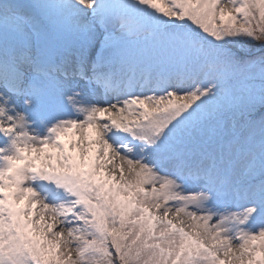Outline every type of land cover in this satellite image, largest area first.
Wrapping results in <instances>:
<instances>
[{
    "label": "snow or ice",
    "instance_id": "6c2138e0",
    "mask_svg": "<svg viewBox=\"0 0 264 264\" xmlns=\"http://www.w3.org/2000/svg\"><path fill=\"white\" fill-rule=\"evenodd\" d=\"M0 264H264V0H0Z\"/></svg>",
    "mask_w": 264,
    "mask_h": 264
}]
</instances>
